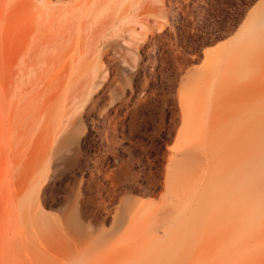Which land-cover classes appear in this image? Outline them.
I'll list each match as a JSON object with an SVG mask.
<instances>
[{
  "label": "rangeland",
  "instance_id": "rangeland-1",
  "mask_svg": "<svg viewBox=\"0 0 264 264\" xmlns=\"http://www.w3.org/2000/svg\"><path fill=\"white\" fill-rule=\"evenodd\" d=\"M263 4L264 0H156L147 23L129 18L116 24L107 36L110 47L104 53L93 50L99 63L88 66L82 86L73 83L70 74L65 76L61 126L37 151L51 160L30 163V173L23 178V208L14 214L1 203L6 162L0 141V264H148L167 259L162 250L174 242L168 232L179 207L172 208L175 200L167 193L166 174L175 179L173 184L190 186L201 171L194 165L204 158V150L186 162L173 158L191 100L199 99L203 107L208 98V116L238 114V106H233L236 95L226 98L224 66L210 78L209 84L218 81V86L207 96L210 85L201 83L209 72L201 67L203 53L237 39V31L249 25ZM104 38L97 36L95 43L102 44ZM188 72L195 78H187ZM223 98L236 103H225L222 109L217 101L222 104ZM78 122L83 131L76 149L65 147L54 155ZM178 192L183 194L182 189ZM73 203L86 222L77 240L56 222ZM164 205L170 214L156 225ZM198 206L185 237L182 226L176 229V245L184 240L192 242L197 253L201 250L196 264H264L262 243H247L238 235L231 238L223 228L207 248V243L200 247L206 212L205 204ZM41 216L53 220L42 223ZM171 255L174 264L189 261L182 249Z\"/></svg>",
  "mask_w": 264,
  "mask_h": 264
},
{
  "label": "bare ground",
  "instance_id": "bare-ground-1",
  "mask_svg": "<svg viewBox=\"0 0 264 264\" xmlns=\"http://www.w3.org/2000/svg\"><path fill=\"white\" fill-rule=\"evenodd\" d=\"M155 3L156 0H70L66 3L61 0H0V141L6 162L1 203L3 206L6 203L4 208L13 214L22 210L26 190L23 178L30 173V163L51 160V157L49 159L37 151L54 138L61 126L65 76L70 74L73 83L82 86L88 66L99 63L93 57V50L99 48V53H104L110 47L107 36L111 35L114 26L129 18L135 23H147L148 17L154 15ZM239 32L237 39L205 56L203 67L209 71L210 78L217 77V70L224 66L226 80L232 81L228 80L231 76L228 69L233 54L242 53L251 43L256 47L253 51L257 52V62L264 64V4L254 13L249 25ZM97 36L106 40L97 45ZM262 64L254 66H257L256 79H250L246 86L241 87V92L226 85V98L244 94L247 100L244 113L208 116L207 108L211 105L208 98L203 107H200L199 99L191 100L185 114V128L173 158L180 156L186 162L187 157H198L204 150V158L194 165L197 172L200 167L201 171L196 172L197 179L186 187L180 181L173 184L175 179L170 180L166 174L167 193L175 200L172 208L179 207L178 216L168 232L174 242L162 250L169 256L167 259L153 260L148 264H174L171 252L173 254L176 249H182L187 255L189 261L185 264H196L201 250L197 253L194 244L184 240L176 245V229L182 226L181 236L185 237L188 232H184L185 227L195 219L198 205L202 204H205L206 216H203L205 229L201 228L205 235L199 246L203 249L223 230L231 238L238 235L247 243L264 245ZM200 70L194 73L195 77L200 75ZM194 74L188 72L187 78L191 76L194 79ZM209 85L207 96L217 91L214 86H218V81ZM195 91L201 96L197 89ZM225 103L230 102L223 98L219 107L225 109ZM229 118L235 120L229 124ZM82 131L83 127L78 122L68 138L55 147L54 155L65 147L75 150ZM180 189L183 194H179ZM187 198L190 199L184 208ZM169 211L164 205V215L157 219L156 225L170 214ZM57 219L65 234L74 240L78 238L77 233L86 227L74 203ZM50 220L53 219L47 216L40 219L42 223ZM191 225L193 223L186 228ZM198 227L200 225L196 229Z\"/></svg>",
  "mask_w": 264,
  "mask_h": 264
},
{
  "label": "crops",
  "instance_id": "crops-1",
  "mask_svg": "<svg viewBox=\"0 0 264 264\" xmlns=\"http://www.w3.org/2000/svg\"><path fill=\"white\" fill-rule=\"evenodd\" d=\"M237 33H239V31H237ZM237 33H236V35H237ZM236 35L233 37V39L237 38ZM230 40H232V39H230ZM218 47H216L214 49H210L208 51H204V53H203L204 54V58H203V61L201 63V67L204 66L206 53H208V52H209V54L213 53L214 50H216ZM249 48L251 50H249ZM249 48H245V50L243 49L244 51H242V53H241V51L238 52V55L236 54V56H234L235 54H233V57L231 59L232 63L229 66V69H228V73H229L228 75L229 76L231 75L230 76L231 78L228 77L229 78L228 80H230V79L232 80V81H229V85H230L231 88L234 87V88L238 89V92H239V90L241 92V87L242 86H246V84L248 83V81L250 79H251L250 81H252V79L253 80L256 79L257 66L254 67L256 64H258V62H257V52H255L256 51V47L252 46V43H251ZM253 50H255V51H253ZM196 70H194V71H196ZM210 76H211L210 74L209 75L207 74V76L205 75V76L202 77V79H201L202 87L205 86V88H206V86L209 85ZM249 77H251V78H249ZM232 83H233V85H232ZM242 83H244V84H242ZM235 84H237V85L234 86ZM219 88H220V86H219ZM220 92L221 91H219L216 95L220 94ZM240 95L242 97H239V94H238V97H237L238 100H239V101L237 100L238 114L244 113L243 110L246 109L245 106L247 105V102H246L247 100H246L244 94L241 93ZM243 96H244V98H243ZM241 98H242L243 101L241 100ZM244 100H245V102H244ZM215 103H216V101H215ZM219 103H221V102H219ZM219 103H218V105H220ZM239 103H240V105H239ZM245 113H246V111H245Z\"/></svg>",
  "mask_w": 264,
  "mask_h": 264
}]
</instances>
